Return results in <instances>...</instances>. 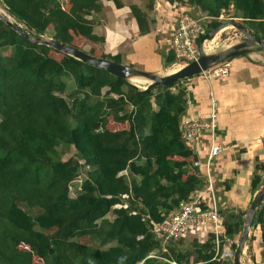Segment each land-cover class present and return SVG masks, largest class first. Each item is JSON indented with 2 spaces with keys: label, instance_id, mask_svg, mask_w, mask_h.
I'll list each match as a JSON object with an SVG mask.
<instances>
[{
  "label": "trees",
  "instance_id": "1",
  "mask_svg": "<svg viewBox=\"0 0 264 264\" xmlns=\"http://www.w3.org/2000/svg\"><path fill=\"white\" fill-rule=\"evenodd\" d=\"M103 1L123 7L122 0L0 3L33 37L79 49L77 38L103 44L94 19ZM167 2L184 7L174 8L179 14L205 19L198 42L226 23L220 18L230 9L228 22L238 19L264 41V0ZM129 9L138 34H150L155 19L147 8L132 4ZM169 19L176 25L177 18ZM160 37L169 42L159 50L163 68L169 69L177 63L172 32ZM87 54L122 65L119 55L97 56L93 46ZM187 80L140 92L127 80L29 42L0 20V264H33L34 259L42 264H233L220 254L227 244L235 250L247 211L220 201L212 164L224 231L218 244L211 233L198 240V232L182 246L183 239L164 241L155 229L195 191L203 192L200 210L211 209L204 164L193 165L192 147L181 139ZM109 122L126 128L111 131ZM71 147L73 156L63 159ZM263 177L264 164L255 158L254 193ZM251 228L260 231L264 257V199Z\"/></svg>",
  "mask_w": 264,
  "mask_h": 264
},
{
  "label": "crops",
  "instance_id": "2",
  "mask_svg": "<svg viewBox=\"0 0 264 264\" xmlns=\"http://www.w3.org/2000/svg\"><path fill=\"white\" fill-rule=\"evenodd\" d=\"M159 6H162L161 11L164 12L165 18L159 22L161 24L156 19L157 26L153 28V33L139 36L128 5L123 3L122 8H116L112 3L103 1L102 11L94 15L95 33L104 37L102 45L93 46L96 47V53L100 52V55L110 56L119 55L124 62L122 65L128 67L132 65L135 68L143 67V60H135L133 63L130 61L129 54L135 53L131 44V50L128 47L125 50L121 48L123 40L130 43L136 38L134 42H131L135 50L138 47L145 49L149 47L148 52L145 53L148 54L147 72L161 76L175 73L176 71L168 73V69L163 68L158 53L162 51L163 48L160 47L163 44L166 43V47H169V42H166L165 38V42H163V38L160 36L164 32H169L171 35L174 23L169 17L172 15L176 20L179 12H176L174 8L184 7H180L176 3L170 4L167 1H161ZM121 15L125 16L124 30L121 29V26L124 25L118 21ZM158 37L160 38L158 39ZM100 55L97 53V56ZM224 63L229 64L230 74L223 80L214 79V82H210L211 80L205 79L203 74L187 80L188 106L182 121L207 118L210 113L205 115L203 110L197 109L196 100L201 101L200 97L202 96L209 107V112H211V99L214 100L217 107L216 128L214 132L205 130L197 135L191 146L193 154L197 158L195 162L206 164L211 145L225 146L227 150L209 162V170L210 165L213 166L214 185L223 204L227 202L237 211H248L255 196L250 187L254 159L257 158L260 163L264 164L262 149L264 140V52L260 53L251 49L249 54L232 58ZM219 65L216 64L214 67ZM205 83L210 89L207 94L205 93L207 90ZM211 184L213 187L212 178Z\"/></svg>",
  "mask_w": 264,
  "mask_h": 264
},
{
  "label": "built area",
  "instance_id": "3",
  "mask_svg": "<svg viewBox=\"0 0 264 264\" xmlns=\"http://www.w3.org/2000/svg\"><path fill=\"white\" fill-rule=\"evenodd\" d=\"M225 13V12H223ZM223 15V14H222ZM222 17V16H221ZM221 19V18H220ZM204 18H194L187 13L179 14L176 25L172 30V38L170 49L174 52L177 63L175 66H184L186 63L195 61L200 53L212 51L215 48L214 39L203 40L198 42L203 31ZM182 64V65H181ZM184 64V65H183ZM230 74L229 64L220 63L218 67H213L203 73L208 81L212 79L223 80ZM217 107L213 99H211V112L207 118H195L191 120L181 121V139L188 146H192L197 135L205 130L214 132L216 128ZM227 150L225 146L211 145L208 153V160L204 166L207 180L206 192L211 196V209L206 211L200 210L202 204L203 192H193L185 201H182L177 210L172 212L168 218L155 226L159 235L164 241H177L184 239L188 235L198 232L214 234L216 244H218V236L224 231L222 220L218 214L216 200L213 194L211 184V176L209 170V162L221 152ZM195 167L202 166L200 162H194ZM228 252L227 256H230ZM170 264H175L169 262Z\"/></svg>",
  "mask_w": 264,
  "mask_h": 264
},
{
  "label": "water",
  "instance_id": "4",
  "mask_svg": "<svg viewBox=\"0 0 264 264\" xmlns=\"http://www.w3.org/2000/svg\"><path fill=\"white\" fill-rule=\"evenodd\" d=\"M0 20H2L8 27H10L14 32H16L22 38L28 40L29 42L36 45H43L51 48L61 54L72 57L80 62L86 63L94 68L103 70L113 76L127 80L131 86L138 89L140 92H149L157 87H169L178 81L183 79H189L193 76L200 75L213 68L216 64L223 63L232 58L243 56L251 52L250 46L253 44L257 45L264 51V41L250 35L244 30L243 27L236 23L229 22L228 24L236 28L244 37V42L238 43L229 47L228 49L217 53V54H205L200 53L195 61L189 62L188 64L182 66L173 74L166 75H156L151 73L142 72L137 69L130 68L128 66L120 65L108 60H104L98 57L91 56L77 48L69 45L59 43L55 40L44 38L43 36L33 37L30 33L32 30L30 28H25V30L6 17L0 15ZM226 25H222L219 30L223 29ZM214 33L206 34L203 40H208L213 38ZM137 77L148 82L147 86L141 89L138 85L130 82V79ZM264 199V183L258 192L255 194L253 200L250 203L249 209L245 215V223L243 226L241 238L236 245L233 252V264H242L240 262V257L245 248V244L249 235V230L255 215L257 208L261 205Z\"/></svg>",
  "mask_w": 264,
  "mask_h": 264
},
{
  "label": "rangeland",
  "instance_id": "5",
  "mask_svg": "<svg viewBox=\"0 0 264 264\" xmlns=\"http://www.w3.org/2000/svg\"><path fill=\"white\" fill-rule=\"evenodd\" d=\"M152 1L154 2V4L152 5V8L150 9L149 8V4ZM161 1L164 2V1H167V0H122V2L124 4H126V5H128V6L132 5V4H135V5L140 6L141 8H147L146 11L148 12L150 19H155V21L157 19L158 23L161 20H163V18H165L163 16L164 12L161 11L162 6H159ZM65 8H66V6H65ZM3 12L6 13V16H4V17H7V18L9 17L10 20H12V22L17 23L12 17H10L7 14V12L4 9L3 5L0 3V15L3 14ZM232 14H233V10L232 9H230L226 13H223V15L221 17V20L226 21V23H224L226 26L223 29L218 30V31H216L214 33V36H213L212 39H214V41H215V48L212 51H208L207 53L204 52L205 54H217V53H220V50H223V49L226 50V49H228L229 47H231L233 45H236L238 43L244 42L243 35L236 28H234L232 25L228 24L230 22V21L228 22V20L230 19ZM119 18L120 19L118 21H120V23L122 22V24L124 25V26H121V29L124 30L125 26H126V24H125V16L121 15ZM233 22L238 24L239 20L235 19ZM159 24H161V23H159ZM155 26H157L156 23L154 24V27ZM21 27H23V26H21ZM44 38H46V37H44ZM117 39H119V38H117ZM135 39L131 40L130 43L127 40H123L122 41L123 45L121 46V48L125 50L128 47V49L131 50V46H130V44H131L132 47H133V50L135 51V53H130L129 54L130 55V61H132V63H133V61H135V60H143V63H144V64H142L143 67H139V68H136V69L140 70L142 72L149 73V72L146 71L148 69V67H147L148 63H146V59L148 58V54L147 55L145 54V53L148 52L149 47H147L148 49L140 47L141 50L138 47V49L135 50L133 43H131L132 41L134 42ZM75 45H77V47L79 49H83L86 53L90 51L92 46H94L91 43H89L87 41H84L81 38H77V40H75ZM145 46H147V45H145ZM94 48H95V52H96V47H94ZM250 49H254V50H256V51H258L260 53L264 52L260 47H258L255 44L254 45L252 44ZM97 53H98V55H100V52H97ZM97 53H96V55H97ZM51 55L54 56L57 59L60 58L59 54L51 53ZM160 58L162 60L161 56H160ZM121 62H122V60H121ZM122 63H124V62H122ZM162 63H163V61H162ZM180 68H181L180 66L173 65L171 68L168 69L167 72L169 73V72H172V71H177ZM140 80L141 81H139V83H134L131 80H130V82L138 85L141 89H143V88H145L147 86L148 82L143 80V79H140ZM210 82H214V79H212ZM186 83H187V81H185L182 84V86L184 88H187L186 87ZM205 88L207 89L206 92H205L207 94L208 91H210V89H208L207 83H205ZM187 95H188V92H187ZM200 100L201 101L196 100L197 109L203 110L204 111L203 113L205 115H208L210 113L209 112L210 111L209 107H207V104L203 100L202 96L200 97ZM107 128L109 130H111V131H118V130H121L123 128H126V126L125 125H118V124H115L113 122H109ZM73 154H74V149L71 147V148H69V149H67L65 151V153L63 155V159H67V158L73 156ZM251 176H252V174H251ZM82 178H83V176H81L78 181H81ZM74 185H77V184L74 183ZM194 235L195 234L191 233L190 235H188L189 237L187 236L186 239H183L184 242L182 243V246H187L190 243V241H192V239H194V237H193ZM197 238H198V240L204 241L206 239V233L199 232ZM235 242L237 244L239 242V239L235 238ZM228 252H231L230 256H227ZM233 252H234V250L232 248H230V244H227L223 248L222 253L220 254L221 259L224 260L225 262L229 261L230 263H233ZM240 262L242 264H264V257L261 255L260 231L258 230V228H256V229L250 228L249 235H248V238H247V241H246V244H245V248H244L243 253H242L241 257H240ZM33 264H42V262L39 259H34V263Z\"/></svg>",
  "mask_w": 264,
  "mask_h": 264
},
{
  "label": "bare ground",
  "instance_id": "6",
  "mask_svg": "<svg viewBox=\"0 0 264 264\" xmlns=\"http://www.w3.org/2000/svg\"><path fill=\"white\" fill-rule=\"evenodd\" d=\"M1 15L6 16V13L3 12V14H1ZM6 18H7V17H6ZM7 19L10 20L9 17H8ZM10 21H12V20H10ZM130 80H131L132 82H134V83H139L140 78L133 77V78H131ZM134 83H133V84H134Z\"/></svg>",
  "mask_w": 264,
  "mask_h": 264
}]
</instances>
